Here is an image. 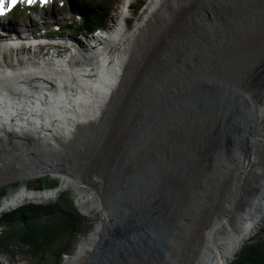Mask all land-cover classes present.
Listing matches in <instances>:
<instances>
[{"label": "rangeland", "instance_id": "374dc122", "mask_svg": "<svg viewBox=\"0 0 264 264\" xmlns=\"http://www.w3.org/2000/svg\"><path fill=\"white\" fill-rule=\"evenodd\" d=\"M100 1L88 0L87 6H83L75 0H50L49 6L43 8L45 12L41 13L40 17L51 20L53 16L52 20L54 18L55 21L57 20L48 23V28L62 30L63 36L60 37V40L63 39L67 43H70V40L65 38L83 40V37L74 36L77 32L74 28L68 29V27L80 24V12L84 7L90 8L89 6H96L102 2V5L110 10V18H112L106 32L100 30L96 32L97 34L94 33L95 37L101 39L102 44L107 36L112 35L113 28L115 29L119 22L124 23L127 30H133L149 10V4L155 2V0ZM165 5L166 8L152 19L141 38L133 46L128 63L124 68L123 78L120 80V84L115 86L113 92L116 91L112 95L108 94L110 97L107 96L103 113L88 126H78L77 132L69 138V143H63L65 146L62 147L61 144H58V150L50 152L52 155H58L61 163L68 165L74 171L79 179L80 189L89 193L96 202H87V199L90 198L85 195H81L82 200L80 201L77 199L79 195L73 187L66 185L65 188H62L63 181L51 174L47 175L48 181L50 183L58 182L57 188L53 190L50 187L41 192L33 190L35 186H38L39 181L45 180L44 178L33 181L20 180L24 169L22 162L36 166L40 159L39 156L48 149L39 148L40 143L32 141L24 143L25 146L20 145L24 150L31 151L30 157L28 154L24 156V151L15 153L14 148H8L10 141L4 145L7 148H4L5 152L0 149V191L10 187L9 192L11 193L4 199L14 197L24 187L33 192L50 193L48 198L27 199L12 210H2L3 199L0 207L2 214L25 205L51 206L58 204L62 209H67L71 201L74 211L82 219L88 221L82 228L88 230L89 233L79 236L75 240L73 253L71 252L72 257L65 256L62 264H71L73 257L77 258L73 264H100L102 260L100 258H105L101 253H105L108 261H111L109 264H117V259H122V257L118 258L117 251H126L128 246L132 247L135 252L138 251L141 257L148 258L139 251L140 244L144 243L148 254L155 253L151 259H159L164 258L163 255L166 256L168 252H174L176 249L174 245L178 247L180 242L181 245L184 242L185 244L181 253L178 254L177 264H185L194 248L199 244L203 246L208 243L205 241L206 231L210 225L219 220L221 212L228 213L229 224L239 228L241 224L237 218L246 217L245 214H248L251 208L255 209L254 200L260 198L262 194L264 156L262 157L261 154L263 151L257 153L254 161L249 157L254 152L248 149V142L255 135L256 138L251 140L254 141L253 146H257L259 143L264 144V135L259 132L260 129L256 128L258 127L256 124L253 125L254 131L251 129L247 120L248 114H245L248 113V109H253L252 99L254 97L249 93L246 97L247 94L243 93L246 91L240 87L228 93L220 81L228 78V75H232L231 79L240 86L249 87L251 85L252 90L258 89L260 86L259 80L254 84H248L252 69L258 70L255 72L258 77L264 71V67H261L263 65H260L261 57L264 59V0H167ZM39 10L42 9L39 8ZM37 16L39 15H30L31 19ZM123 18L124 21H122ZM34 20L35 24L28 22L23 25L11 22V25L20 36H25L27 33L33 35L39 33L37 35L42 37L45 27L38 24L36 19ZM23 26H27V32ZM39 27H41L40 30L37 29ZM25 47L27 49H24ZM86 47L88 48V46ZM22 48L23 50H19L17 53L10 50L8 52L6 48L0 51V70H3V67L12 70L25 69L28 67L26 62L30 60L55 61L66 56L70 57L72 54L70 50L63 49L62 53L59 52L57 58H54L49 52L46 55L45 51L40 49H29L27 46L21 45ZM83 51L85 52V50ZM240 62H242V66L238 68L237 65ZM9 66L11 67L9 68ZM178 69L179 71H177ZM173 71L177 73L174 82L161 91L159 87L156 90L157 81ZM251 93L253 92L251 91ZM236 105L240 110L236 109ZM176 115L199 118L200 127L205 124L201 129L202 131L206 130L207 136L217 134L211 123L217 122L219 125L222 123V128L229 133L227 141H233L230 147L232 151L231 149L227 151L231 158L225 157L224 163L221 164V161L216 167L212 159H209L211 166L202 159L197 161L196 165L188 164L187 159L190 154L188 150L183 155H176L175 153L180 150V147L171 137L174 136L173 132L180 133L178 137L180 140L182 129V116L176 117ZM89 118L94 119L92 113ZM167 119L174 122L172 125L170 124V127L167 124L169 123ZM255 119H259V116L256 115ZM207 122L209 125L206 126ZM177 127H179L178 130L175 129ZM149 128H152L151 131ZM168 136L170 137L168 138ZM218 139L220 142L224 141V138ZM210 150L216 156H220L223 152L222 143L219 145L216 142L203 152ZM244 153L246 154L244 155ZM201 156L203 155L198 154V157ZM248 157L251 159V163L248 165L245 163L247 166L244 164L243 169L237 170L238 165ZM172 163L175 166H170ZM148 164L152 169L150 173H146L145 170ZM145 174H149V177L150 174L162 175L165 178L171 175L174 179L171 178L170 182L173 180L172 183L175 187H182L190 193V200L182 202L185 210L179 209L181 215H172L171 218H166L169 221V227H175L176 224L180 226V221L185 218L186 221L188 220V225H186L188 231L183 234L178 232L180 241L174 242L172 239L171 247H167L165 250L166 248L161 244V238L156 236L150 226L146 225L145 229L138 228L137 232L142 235L131 239L129 232L132 230L127 224L129 230L112 221L113 225L106 227L100 235L93 236L94 241L91 244H86L81 250V240L83 237L93 234V230L99 226L104 215L102 205L99 203L103 202V206L107 209L110 208L111 203H116L114 206L119 205L118 207L123 208L131 194L137 190V182ZM235 175H239L237 186H235L233 195L231 194V201L228 202L226 199L232 188ZM16 185H18L16 189L12 188ZM173 198L175 200V197L172 196L171 202ZM172 204L173 202L167 204L169 209L173 208ZM185 212L189 215H186ZM126 213L129 215L128 212ZM128 215H125L120 222L127 221ZM263 228L264 217L255 236L246 244L263 240ZM133 232L135 231L133 230ZM220 233L222 237L226 235L225 230L220 229ZM139 239L144 242H134ZM108 244L112 246L111 249ZM97 251L99 254L96 253ZM234 260L235 258L232 262L230 261L231 264ZM141 263H147V261L142 260ZM0 264L36 263L31 255L26 253L20 252L15 258H11L0 252ZM120 264H128V261L122 259Z\"/></svg>", "mask_w": 264, "mask_h": 264}, {"label": "bare ground", "instance_id": "6f19581e", "mask_svg": "<svg viewBox=\"0 0 264 264\" xmlns=\"http://www.w3.org/2000/svg\"><path fill=\"white\" fill-rule=\"evenodd\" d=\"M166 1L167 0H155L154 3L149 4V10H147V12L144 14L141 22L138 23L131 31L126 29L124 23L119 22L116 25L115 29L113 28L112 35L108 34L109 36H107V38L105 39L106 41L104 40L102 44L100 43V45L96 46V52L88 50L91 42L94 41V38L90 36L92 34L88 33L80 36L83 37V40H78V38H65L70 40V45L73 48L70 57L66 56L55 61L46 59L43 63L41 62L42 60L40 61L41 63L30 60L26 62L28 63V67H26L25 69L18 68L16 70H12L8 69V67H3V70H0V149L5 152L6 150H4V148H7L4 145L7 141H10L8 148L12 147L17 150L15 153H18V151H24V156L28 154L30 157L32 154L31 151L24 150V148H22V146L20 145L22 144L23 146H25L24 143L36 141L37 143L41 144L39 148H48L39 156L40 159L46 160L48 157H54V155H52L50 152L58 150V144H61V147L65 146L63 143L68 142L69 138L71 136H74L75 132H77L76 130L78 126L86 127L89 123L96 121L99 118V115L103 113L107 101V96L110 97V95H112L116 91L115 90L113 92L115 86L119 85L120 80L123 78L125 71L124 68L128 63V59L130 54L132 53L133 46L136 45L137 41L141 38L142 33H144V31L148 28L152 19L166 8ZM122 21H124V18L122 19ZM0 26L5 27V25H3L2 23H0ZM5 30L8 31L9 26L7 28H4L3 31ZM3 37L5 36H2L0 38V42H7L8 40L2 39ZM27 39L28 38H26L25 40ZM17 40H19V38ZM33 43H31L30 46L33 45ZM63 43L67 42L63 41L62 39V44ZM5 45L2 44L0 46V51L5 49ZM86 46H88V48ZM83 50H85V52ZM67 51L63 52L65 53ZM260 61V65H263L261 66L263 68L264 59H262L261 57ZM10 67L11 66H9V68ZM256 74L254 73L252 75ZM254 80L255 79L252 78L248 85L254 84ZM158 87L161 91L162 86L158 85ZM249 88L250 91H253L251 85L249 86ZM109 93L110 95H108ZM256 95L258 96V93ZM247 96L248 95H246V97ZM252 101L253 109L251 110L253 112V119L251 116H248L247 120L249 121V126L254 131L253 125L256 124L258 126L256 128H258V130L260 129L259 132L264 135V96L261 99V103H258L255 98H253ZM91 113L93 114L94 119L89 118ZM256 115L259 116V119H255ZM181 116L182 115H176V117ZM198 119L199 118L197 117L186 118L185 116H182L181 139L178 140L180 133L173 132L174 136H177L175 142H177L178 146L180 147V150L176 151L175 154L183 155V153L188 150L190 152V154H188V161L186 160L188 164L196 165L195 163L202 159L207 165L211 166V164L209 163V159H212L217 167L220 164V161H222L221 164L224 163L225 157H230V155L227 154V151H230V148L228 147V143H226V138L228 137L229 133L226 129L222 128V123L221 125H219L217 122H214L211 123V125L214 126V130L217 134L207 136L206 130L203 128L204 131H202L201 129L203 126H205V124H203L202 127L196 126V123H198ZM226 121L229 122V120ZM207 123L206 126L209 125V123ZM193 125H195V127L187 134L188 129ZM151 129L149 128V131H151ZM254 137L255 135H253L251 138L254 140ZM218 138H224V141L222 140L220 142ZM252 139H249V141H251ZM216 142L219 145L220 143H222V154H225L216 156L211 150L203 152L210 145ZM251 151H253L254 154L249 157L253 158V160L255 161L256 159L254 157L257 156V153L260 151L264 152V144L259 143L257 144V146H253ZM198 154H201L203 156L198 157ZM245 154L246 153H244V155ZM249 157L247 158L248 160L245 159V161L243 160L242 164L238 165L237 170L240 171L245 167L246 164L248 165L249 163H251V159H249ZM241 159L244 158L241 157ZM182 161L184 162L183 158ZM39 162H41L42 164H40ZM22 163L24 169L22 170L23 174L20 175V180L22 179L33 181L45 178L48 174H51L53 177H58L57 179L60 178L65 183L64 184L62 182V188H65L66 185L73 187L79 195L77 199H79L80 201L82 200L81 195H85L90 198L87 199V202H96V200L90 197L89 193H86L83 189H80L79 179H77V176H67L69 175L68 173L52 170L51 167H53V162L51 163L48 160L38 161L37 166H33L31 164L29 165V163ZM170 166L175 165L174 163H172ZM57 168L62 169L63 167L61 165H57ZM71 171L74 172L73 170ZM184 171L186 170L184 169ZM238 176L239 175H235L233 184L231 186L232 188L226 199V201L228 202L231 201L233 191L236 188L235 186H237L236 182ZM49 178L52 177L49 176ZM169 188L170 190H172L175 200H173V208H167L168 210L167 212L165 211V214L167 217L171 218L172 215H181L179 209L185 210V207H183V203L190 200V193H188V191L184 190L182 187H175L170 185ZM262 189L263 191L260 195V198H257L258 200H254L255 209L251 208L252 206H249L251 209L248 214H245L246 217L237 218L239 224H241L239 228H236L235 226L229 224V221H227L228 213L221 212L219 220L210 225V227L206 231L207 236L205 241L208 243L204 244L203 246L199 244L196 248H194L189 258H187V262L185 264H228L230 261H232L235 258L236 254L240 251L241 247L255 236L256 231L261 226L264 217V182L262 183ZM53 193L55 194L56 192ZM49 196L50 193L48 192H33L29 191L27 187H24L14 197L4 199L2 203V210L15 208L27 199L37 200L41 198H48ZM157 201L159 203H165L164 201H166L167 203V196H160ZM99 204L102 205L104 215L100 220L99 226H97L96 229L93 230V234H90L87 237L85 236L81 240V250H83V247L86 244H91L94 241L93 236L103 233L106 227L108 228L109 226L114 224L113 222H115L116 224L118 223L117 225L119 226L126 227V230H132L131 232L128 231L131 234V239L142 235L140 232H137L138 228L145 229L147 228V226H150L154 230L156 236L161 238V244L166 248L165 250H167V247H171L172 239L174 240V242L180 241V236L177 231L179 224H176L175 227L165 226V228L161 230L158 229L157 226L152 225V223L144 218L145 212L140 205V202L137 203L138 206L133 208V212H128L129 215L125 212V207L128 202L123 208L118 207L119 205L117 207L114 206L116 203H111V205H109L110 208L108 209L103 206V202H100ZM87 206L88 205L86 203V208ZM185 214L189 215L186 212ZM125 215H128L127 221L120 222ZM160 215L165 216L163 211ZM185 219H183L184 222H186ZM220 229L226 231V235L224 237L221 236V233L219 234ZM133 230L135 232H133ZM141 240L142 239L135 240L134 242H144ZM184 244L185 242L182 243V245L180 242L178 247L174 245V247H176V249H174V252H168L166 256L163 255L164 258L159 259H151V256L154 257L155 253L152 252L148 254V252L145 250V243L140 244L139 251L142 252L143 255L148 256V258L141 257L138 254L139 252H135L130 246L127 247L126 251H117V253L119 254L118 258L122 257V259L128 261V264H177L178 254L179 252L181 253L182 248H184ZM108 247L111 249L112 246L108 244ZM96 253L99 254L98 251ZM101 255H104L105 258H100L102 259L100 264L111 263V261H108V257L105 255V253H101ZM122 259H117V264H120ZM142 260L147 261V263H141ZM75 261H77V258L73 257L71 264H73Z\"/></svg>", "mask_w": 264, "mask_h": 264}, {"label": "trees", "instance_id": "16d2710c", "mask_svg": "<svg viewBox=\"0 0 264 264\" xmlns=\"http://www.w3.org/2000/svg\"><path fill=\"white\" fill-rule=\"evenodd\" d=\"M79 1L85 2L87 6L88 0ZM89 7L82 12L79 25L68 27L77 31L75 37L88 33L97 34V31L107 30L110 25V10L102 2ZM13 15L19 19L28 16V12L18 8ZM60 33L54 32V35H61ZM44 179L33 188L34 191H46L47 187L51 190L57 188L58 182L50 183L48 177ZM17 187L18 185L12 186L15 189ZM9 190L10 187L0 191V207L1 201L11 194ZM69 203L67 209H62L58 204L25 205L11 212H4L0 216V252L11 258H15L20 252L26 253L31 255L36 264H62L64 256L74 250L75 240L89 233L82 228L88 221L74 211L71 201ZM262 235L264 236V228ZM232 264H264V239L244 245Z\"/></svg>", "mask_w": 264, "mask_h": 264}, {"label": "water", "instance_id": "95a60500", "mask_svg": "<svg viewBox=\"0 0 264 264\" xmlns=\"http://www.w3.org/2000/svg\"><path fill=\"white\" fill-rule=\"evenodd\" d=\"M167 60L170 61L171 59H167ZM241 66H242V62H240V64L237 65L238 68L241 67ZM177 71H179V70H177ZM257 71L258 70L256 68L255 69H252L251 70V73L249 75V79L250 80H252V78H253V79H255L254 82H256L257 80L260 81V86L258 87V89H254L252 91L253 93H251L250 88L248 86L243 87V86H240L238 83H235V81H233V79H231V77H230L232 75H228V78L222 79L220 81V83L223 84L224 89L228 93L231 92L232 90L235 91L238 87H240L244 91H246V93L243 92L244 94L249 93L250 96H253L258 103H261V99L264 96V72H262L259 75V77H258V75L255 73ZM254 73L256 75H252ZM175 77H177V73H175L173 71V72H170L168 75L164 76L162 79L160 78L157 81L156 90L158 88V85H161L163 87L162 89H165L166 87H168L169 85H171L174 82V78ZM257 93H258V96L256 95ZM226 96L228 97L229 95H226ZM229 98H231V94L228 97V99ZM229 101H230V99H229ZM236 109L240 110L239 107H238V105H236ZM247 114H248V116H251L252 110L251 109H248V113ZM167 121L169 122V123H167L169 127H170V124L172 125L174 123L172 120L169 121L167 119ZM196 124H197V126H200L199 123H196ZM194 127H195V125H193L192 127H190L188 129V131H187V134ZM164 128H165V126H164ZM175 129L178 130L179 127L175 128ZM169 137L170 136H168V138ZM171 138H173V139L176 140L177 139V136L175 135V136H173ZM232 142H233L232 140H228L227 141V139H226V143H228V147L229 148L232 146ZM253 142L254 141H249L248 142V149L249 150L252 149ZM230 149L232 151V148H230ZM14 151L16 152L17 150L14 149ZM261 156L262 157L264 156V153L263 152H262ZM47 160L49 162H51V163L53 162V165H52L53 167H51L52 170L58 171V172H65V173H68L71 176H76L75 173L71 171V169H70V167L68 165H66V164L63 165V163H61V161L58 159V155L55 154L54 157H52V158H49L48 157L46 160L39 159V161H47ZM57 165H61L65 169H63V168L62 169L57 168ZM145 170H146V173H150L151 172V167H150L149 164L146 166V169ZM171 173H172V171H171ZM147 176H149V174H145V176L142 177L137 182V184H136L137 190L134 191V193L131 194L130 199L128 201V204L125 207V211L126 212H133V208L136 207V206H138L137 203L140 202V205L142 206V208H143V210L145 212L144 218L147 221H149L150 223H152V225L157 226L158 229L161 230V229L165 228V226H168L169 227V223H168L169 221L166 220L167 216L165 214V211L167 212V210H168L167 208H168L169 202L171 203L170 200H171V197L173 196L172 195L173 194L172 193V190H170V188H169L170 185L171 186H174V184L172 183L173 180L170 182L171 175H169V177L165 178V177H162V175L155 176L153 174H150V177L146 179ZM167 193H168V196L169 197L167 196ZM160 196H163V197L167 196V203H166V201H164L165 203H159L157 201V199ZM173 200H174V198H173ZM173 200H172V202L174 203ZM172 206H173V204H172ZM114 208H116V207H114ZM162 211H163V213H164L165 216H161L160 215ZM1 215H2V213L0 212V216ZM185 221H186V219H185ZM180 222H181V225L178 227L177 231L180 232L181 234H183V232H187L188 231L187 230V227H186V225H188V223H187V221L184 222L183 220H181ZM242 247H241V249H242ZM231 262H229L228 264H231Z\"/></svg>", "mask_w": 264, "mask_h": 264}, {"label": "snow or ice", "instance_id": "6c2138e0", "mask_svg": "<svg viewBox=\"0 0 264 264\" xmlns=\"http://www.w3.org/2000/svg\"><path fill=\"white\" fill-rule=\"evenodd\" d=\"M21 2H25V0H0V16L5 15L7 11H10L12 7ZM26 2L31 5L34 0H26ZM40 2L46 3L47 0H40Z\"/></svg>", "mask_w": 264, "mask_h": 264}]
</instances>
